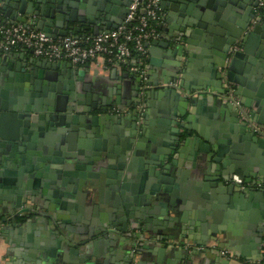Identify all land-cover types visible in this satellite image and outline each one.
Returning a JSON list of instances; mask_svg holds the SVG:
<instances>
[{
  "label": "water",
  "instance_id": "1",
  "mask_svg": "<svg viewBox=\"0 0 264 264\" xmlns=\"http://www.w3.org/2000/svg\"><path fill=\"white\" fill-rule=\"evenodd\" d=\"M130 1L0 0V14L12 23L30 25L48 36L64 37L82 32L97 35L122 23ZM166 1L169 21L165 22L163 31L167 39L153 41L151 46L167 48L169 41L173 43L172 54L178 61L174 66L178 69L185 57L192 60L193 53L200 52L199 47L204 46L203 36L218 51H212L203 61L202 83L187 81V76H193L187 62L180 75L161 71L158 76L157 72L148 69L147 83L152 88L144 92L142 100L139 78L134 76L135 83L131 87L130 73H124L119 85L122 100L117 98L114 104L130 109L126 116L107 115L104 120L108 124L114 121L129 130L108 147L100 137H116L100 135L97 126L101 119L92 114L107 111L110 105L108 108L89 106V97L85 93L90 91V86L84 85L79 92L76 82L67 83L68 80L81 82L84 70H75L65 60L48 61L31 53V57L22 54L15 59L9 53L0 52V191L7 192L9 186L12 187L6 199L13 198L16 207L27 192L35 190L42 178L61 181L65 185L59 194L62 203L67 202V207L79 210L72 203L77 196L86 198L97 194L101 199V185L95 181L100 173L108 177L110 199L114 200L112 207L120 211L119 196L126 199L133 196L132 210L136 205L141 207L135 209V216L143 217L144 224L157 207L164 208L166 202L173 204L177 197H191L188 198L193 203L188 204L187 209L190 206L195 210L197 219L202 216L199 202L206 208L212 198L209 193L219 192L223 194L220 199L233 201L234 193L239 196L251 192L253 197L264 201L262 188L240 190V183H251L254 175L243 173V167L236 162L242 142L252 143L251 147L264 155V140L255 137L239 121L233 107L220 98L224 94L222 82L231 83L239 103L249 110L253 121L264 127V55L261 56L259 51L264 46V15L255 17L256 12L249 8L243 23L234 28L236 8H244L251 0H243V4L238 5L239 0ZM252 6L256 7L257 3L253 2ZM251 19L255 20L253 26H250ZM205 33L217 38L209 39ZM30 82L36 90L33 91L31 86L28 98L24 99L23 88H29ZM160 82H177L185 96L176 89L159 87ZM125 99H130V103ZM157 101L169 107L170 122L160 121L164 128L168 123L176 126L171 133L152 128L151 117H154L153 107ZM142 103H145L143 112L138 107ZM84 104L92 108L86 109ZM220 114L224 115L226 124L219 123L210 127L212 130L205 126L206 117L217 121ZM234 115L236 122L232 119ZM87 130L94 139L84 141ZM40 143L45 147L43 155L33 158L31 150L39 148ZM190 144L193 152L190 156L183 155V148ZM81 145H84V153L79 150ZM5 150L10 152L9 157L4 154ZM82 154L92 155L96 163L106 159L105 168L93 171ZM190 171H195L196 181H190ZM72 183L78 186H70ZM191 184L192 188L189 187ZM153 197L159 202L155 204L156 208L147 209ZM261 231L264 233V225ZM111 232L118 237L128 235L117 229ZM80 245L76 244L75 248L78 250ZM83 246L84 252L80 256L87 259L92 243ZM218 248L224 249L221 245ZM228 251L233 253V249Z\"/></svg>",
  "mask_w": 264,
  "mask_h": 264
},
{
  "label": "crops",
  "instance_id": "2",
  "mask_svg": "<svg viewBox=\"0 0 264 264\" xmlns=\"http://www.w3.org/2000/svg\"><path fill=\"white\" fill-rule=\"evenodd\" d=\"M250 3L245 4L242 9L236 8L232 23L234 28L238 23H243V16L247 9L254 10ZM167 4L166 0H161L165 22L169 21ZM236 4H243V0L237 1ZM1 17L9 21L8 18L2 15ZM250 23L253 25L255 20L251 19ZM163 35L164 39H167L164 31ZM207 36L209 39L217 38L209 34H206ZM201 42L204 46L199 47L200 52H194L192 60L185 57L179 69L174 66L178 64V61L172 54L173 43L169 41L167 48L156 47V49L149 45V71L157 72L158 76L161 71L169 75L177 72L180 75L187 62L189 73L193 75L187 76V81L192 83L195 80L202 83L200 76L204 67L203 61L209 53L218 50L212 47L211 42L205 40V36ZM22 54L31 57L23 49L9 52V55L15 59ZM260 54L263 56L264 50L260 51ZM74 68L79 71L84 70L82 81L68 80L67 82H76L78 87L83 84L90 86V91L85 93L86 97H89V105L93 104L97 108H102L108 107L104 106V103L113 104L117 98L122 100L119 85L123 80L122 75L128 72L125 68L94 63H88L83 67L74 66ZM134 76L130 73L128 77L131 87L135 83ZM125 101L130 103V99ZM153 110L154 117H151L153 129H161L169 133L171 129L176 128L168 123L165 129L161 124V121L170 122L169 107L166 103L155 102ZM97 112L101 119L97 127L100 135L120 138L125 131L129 130L128 127L116 124L114 121L106 123L101 116L103 111ZM232 119L236 122L235 115ZM217 121L206 117L205 126L211 129L210 127L217 126L219 123L226 124L223 114L219 115ZM210 123L213 125L210 126ZM89 132L86 131L84 141L88 138L94 139ZM192 134L195 135V132L192 131ZM100 139L103 141L105 138L100 137ZM112 143L113 140H109V144ZM244 144L242 142L240 153L236 154V162L243 167L241 170L243 173L253 174L254 177L249 184L240 183V190L250 187L257 190V185L264 184V155L254 146L251 147L252 143L244 142ZM13 152L15 154V151ZM192 152V144L183 148L185 156H190ZM4 154L10 156L7 150ZM194 172L190 171L189 179L192 182L197 180ZM107 180L108 177L104 176L100 181L101 199H98L97 194L92 198L79 195L72 201L79 210L72 207V204L70 209L64 206L65 203L59 202L58 194L65 188L59 185L58 179L52 181L53 183L58 181L56 185L43 183V187L27 192L21 198V204L18 207L15 206L13 198L6 199L13 190L12 187L9 186L7 192L0 191V264H228L218 252L220 245L224 247V250L233 249V254L243 261H259L264 255L262 247L264 233L261 231L264 225V201L253 197L251 192L249 195L240 194L239 196L234 193L233 201L220 199L222 193H209L212 198L206 208L200 209L202 212L200 219L196 218L195 210L190 209L192 202L188 197H177V203L166 204L164 208H156L155 204L151 203L150 207L156 209L153 215L148 217V223L144 224L132 212L134 206L128 203L133 196L127 197V201H123L125 196H119L120 211L112 207L110 184ZM189 187L192 188V184ZM188 204L190 206L187 209ZM262 205L263 208H261ZM138 208L141 207L136 205L135 209ZM126 209H129L127 213ZM116 229L128 234L127 237H118L111 232ZM79 243L81 245L77 250L75 246ZM84 243H92L87 259L80 256L84 252ZM160 250L162 251L159 252Z\"/></svg>",
  "mask_w": 264,
  "mask_h": 264
},
{
  "label": "built area",
  "instance_id": "3",
  "mask_svg": "<svg viewBox=\"0 0 264 264\" xmlns=\"http://www.w3.org/2000/svg\"><path fill=\"white\" fill-rule=\"evenodd\" d=\"M258 1L264 8V0ZM164 27L165 15L161 0H131L122 23L115 29L97 35L81 33L64 37L48 36L30 25L6 21L0 15V52L9 53L23 49L36 58L48 61L65 60L75 67H83L88 63L122 67L139 78V94L143 96L148 88H152L147 83L148 47L151 42L164 39ZM160 86L176 89L185 96L177 82ZM222 89V101L233 107L239 121L255 137L264 140V127L253 121L249 110L239 103L234 95V86L224 81ZM138 107L142 110L141 105ZM256 188H262L264 192V184L257 185ZM262 247L264 249V239ZM218 252L228 264H264V255L259 261H243L231 251L219 249Z\"/></svg>",
  "mask_w": 264,
  "mask_h": 264
},
{
  "label": "flooded vegetation",
  "instance_id": "4",
  "mask_svg": "<svg viewBox=\"0 0 264 264\" xmlns=\"http://www.w3.org/2000/svg\"><path fill=\"white\" fill-rule=\"evenodd\" d=\"M253 2H256L257 3V6L256 7H254V10L253 11H255L256 13H255V15H257L258 17H261V16H263L264 15V8L263 7H261V5L259 4V1L258 0H252V3H250L251 5L253 4ZM263 11V12H262ZM253 25H254V23H253ZM253 25H251V23H250V26H253ZM238 43L239 42H236V45H238ZM263 48H264V46L263 47H260L259 49V51H263ZM68 83V82H67ZM69 84H72V83H69ZM29 85V88L28 87H24L23 89H24V93H23V97H24V99H27L28 98V95H29V93H30V91H29V89L31 88V82H30V84H28ZM85 84H83V85H81L80 87H78V85H77V88H78V90H79V92H81L82 91V89H83V86H84ZM32 88H33V91L34 90H36L35 89V87L34 86H32ZM35 92H37V91H35ZM140 95V94H139ZM141 96V95H140ZM145 97H144V95L143 96H141V100L142 99H144ZM86 100V99H85ZM87 102V101H86ZM85 102V103H86ZM105 105L104 106H109L110 105V108H109V110H107V111H103V114L101 115L102 117H105V116H107V115H114V116H124L125 115V113H127L128 111H129V107L128 106H126V105H118V104H107L106 105V103H104ZM226 104H228V103H226ZM89 106H92V104H90ZM89 106H87L86 104H84L83 105V107L84 108H86V109H88V108H92V107H89ZM141 106H142V110H141V112H143V110H144V107H145V103H142L141 104ZM98 108H100V107H98ZM106 108H108V107H106ZM92 115H98V112L96 111L95 113H93ZM140 122V121H139ZM98 127V126H97ZM93 135V134H92ZM113 140V143H114V141H115V139H117V138H110V139H108V138H106V139H104L105 141H106V145H107V147L109 146V145H112V144H109V140ZM104 146H105V143H104ZM39 148H36L35 147V149H33V150H31L33 153L31 154V156L33 157V158H35V157H38V156H42L43 155V149L45 148L44 147V144H39V146H38ZM84 146L83 145H81V147H79V150H81L83 153H84V150H82V149H84L83 148ZM25 154H26V152H25ZM83 156L82 157H85L86 158V160H87V163L88 164H91L92 165V170L93 171H98L99 169H104L105 168V166H106V159H103L102 160V163H96V161L94 160V158H91L92 157V155H86V154H82ZM126 161H127V159H126ZM106 170V169H105ZM104 176H106L105 175V173H100V175H99V178L98 179H95V181H96V183H98V184H100V181L103 179V177ZM60 180L61 179H63V176L62 177H60L59 178ZM53 180H44V179H39V183L37 184V186H36V188H35V190H37L38 188H41V187H43L42 185H43V183L45 184H54V185H56L57 184V182L55 181L54 183L52 182ZM75 181L76 182H78L79 181V178H75ZM87 184H90L89 183V181H87ZM59 185H62V183H61V181H60V184ZM72 186H78L77 185V183H72L71 184ZM63 186H65L64 184H63ZM88 186V185H87ZM89 187V186H88ZM96 188V187H95ZM94 188V189H95ZM35 190H32V191H29V192H33V191H35ZM125 191V190H124ZM96 195V194H95ZM94 195V196H95ZM94 196H92V197H94ZM58 197H59V202H62L63 200L61 199V196H59V194H58ZM92 197H90V195H89V197L88 198H92ZM187 197H190V196H187ZM191 198V197H190ZM177 198H175V200H176ZM62 200V201H61ZM113 202H114V200H112ZM123 201H127V199H126V197L124 198V200ZM112 202V203H113ZM150 202L151 203H153V204H156L157 202H159V199L157 200V198L156 197H153V199H151L150 200ZM199 202V201H198ZM130 205H131V202H128ZM174 203H177V200H176V202H174ZM174 203L173 204H170L169 202H166L165 204H170V205H174ZM193 203V202H192ZM68 203L66 202L65 203V205H66V207L68 206L67 205ZM199 204L201 205V207H203L202 205L203 204H201L200 202H199ZM120 206H121V203H120ZM119 206V207H120ZM139 206V205H138ZM141 206V205H140ZM148 208H150V205L148 206ZM119 209V208H118ZM127 211H129V209H126ZM133 213H134V215L136 214V210L134 209L133 211H132ZM138 219H140L141 221H143L142 223H144V219H143V217H141L140 216V218H138Z\"/></svg>",
  "mask_w": 264,
  "mask_h": 264
},
{
  "label": "trees",
  "instance_id": "5",
  "mask_svg": "<svg viewBox=\"0 0 264 264\" xmlns=\"http://www.w3.org/2000/svg\"><path fill=\"white\" fill-rule=\"evenodd\" d=\"M263 12V11H262Z\"/></svg>",
  "mask_w": 264,
  "mask_h": 264
}]
</instances>
